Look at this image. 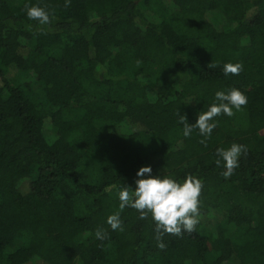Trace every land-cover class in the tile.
Masks as SVG:
<instances>
[{
  "label": "trees",
  "instance_id": "1",
  "mask_svg": "<svg viewBox=\"0 0 264 264\" xmlns=\"http://www.w3.org/2000/svg\"><path fill=\"white\" fill-rule=\"evenodd\" d=\"M64 4L0 0V264H264V0ZM232 88L247 105L214 119L206 147L198 129L185 137L177 112L194 124ZM232 143L248 151L225 179L216 150ZM144 166L204 185L195 230L165 234L164 250L150 216L125 207L123 231L106 222Z\"/></svg>",
  "mask_w": 264,
  "mask_h": 264
},
{
  "label": "clouds",
  "instance_id": "2",
  "mask_svg": "<svg viewBox=\"0 0 264 264\" xmlns=\"http://www.w3.org/2000/svg\"><path fill=\"white\" fill-rule=\"evenodd\" d=\"M71 0H65L64 7L67 8ZM24 10L29 20L37 21L39 25H48L51 23V13L39 5H29L25 3ZM141 62L137 61L139 65ZM209 68L216 67L212 62ZM243 70V65L239 62L226 63L223 65L224 75H239ZM248 103L247 96L239 89L232 88L227 92L216 91L214 102L206 110L198 113V118L194 124H189L186 115L177 112L178 123L183 125V135L189 137L194 129L199 130V134L204 137L200 140L201 144L207 146V140L210 138L213 129L217 123L213 122L221 114L229 117L235 114V111L242 110ZM247 146L238 143H232L230 147L217 148L215 160L217 167H223L221 175L228 179L234 170L239 167L238 160L242 154H247ZM138 179L135 180V189L124 186L118 191L119 210L107 217V224L110 228L123 231L120 212L125 207H130L140 213L141 220L149 216L155 223V239L157 247L160 250L166 248L162 242L165 234L181 236L184 232L191 233L199 223L200 216V195L203 189L201 179L189 174L183 182L165 175H152L150 166L141 167L136 173ZM131 189V191H130ZM95 237L99 240L105 239L104 229L98 228L95 231Z\"/></svg>",
  "mask_w": 264,
  "mask_h": 264
},
{
  "label": "rangeland",
  "instance_id": "3",
  "mask_svg": "<svg viewBox=\"0 0 264 264\" xmlns=\"http://www.w3.org/2000/svg\"><path fill=\"white\" fill-rule=\"evenodd\" d=\"M21 1L22 0H11V2L14 3V4H19V3H21ZM150 84L155 87V85L157 84V82L156 81H150ZM33 94H34L33 95V98L34 99H36V100H42V92L40 91L39 86L36 85V84L33 85ZM106 124H108V123H106ZM237 125L238 126L243 125V120L239 121L237 123ZM108 126H109V128L111 130L114 129V126L112 124H108ZM44 130L47 133H50L52 131V126H51V124H50V122H49L48 119H45V121H44ZM260 133L264 134V128L262 130H260ZM219 220H220V217H217V218L213 219L212 224L215 225ZM18 245H19V241H15V242L9 244L6 247V252H11ZM223 264H237V263L234 260L229 259V260L223 261Z\"/></svg>",
  "mask_w": 264,
  "mask_h": 264
}]
</instances>
